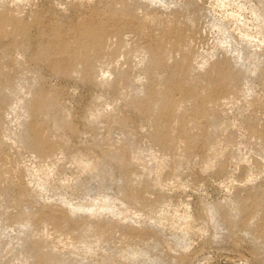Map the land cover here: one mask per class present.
<instances>
[{
  "label": "rangeland",
  "instance_id": "obj_1",
  "mask_svg": "<svg viewBox=\"0 0 264 264\" xmlns=\"http://www.w3.org/2000/svg\"><path fill=\"white\" fill-rule=\"evenodd\" d=\"M0 264H264V0H0Z\"/></svg>",
  "mask_w": 264,
  "mask_h": 264
},
{
  "label": "bare ground",
  "instance_id": "obj_2",
  "mask_svg": "<svg viewBox=\"0 0 264 264\" xmlns=\"http://www.w3.org/2000/svg\"><path fill=\"white\" fill-rule=\"evenodd\" d=\"M97 34V33H96ZM96 36V35H95Z\"/></svg>",
  "mask_w": 264,
  "mask_h": 264
}]
</instances>
